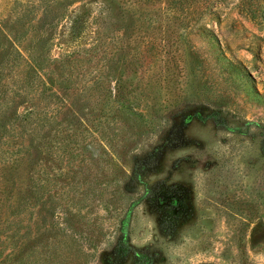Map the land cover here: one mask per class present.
<instances>
[{
	"label": "rangeland",
	"instance_id": "rangeland-1",
	"mask_svg": "<svg viewBox=\"0 0 264 264\" xmlns=\"http://www.w3.org/2000/svg\"><path fill=\"white\" fill-rule=\"evenodd\" d=\"M9 41L0 264H264V0H0Z\"/></svg>",
	"mask_w": 264,
	"mask_h": 264
},
{
	"label": "trees",
	"instance_id": "trees-1",
	"mask_svg": "<svg viewBox=\"0 0 264 264\" xmlns=\"http://www.w3.org/2000/svg\"><path fill=\"white\" fill-rule=\"evenodd\" d=\"M9 44H10V52H5L4 51L2 53V50L0 52V75H3L2 73H3V71L6 70V67H7V70H11V73H12L13 70L15 69V67L17 66V64L15 62L16 60L25 61L24 55H22L17 50L13 53V49H15V48H13L11 46V42ZM31 62H32V60H31ZM35 64H36V62H35ZM33 66H34V60H33ZM31 68H33V67H31V66L27 67V69H30V70H31ZM36 70L38 72L42 71L40 67H37ZM40 75H41V73H40ZM0 79H1V76H0ZM41 81H42V78H41ZM41 81H39V82H41ZM10 93H11V91H10ZM4 94L0 98V99H2V100H0V101H2V102H0V138L1 139L4 138V137H7L9 135V133L11 132L12 124L14 123V121H13V122H11L9 124V126L5 125L6 121L8 119V118H6L8 112L4 111V108L6 107L5 104H7L12 99H9V96L7 98H4ZM36 116H38V114L32 112L31 110L29 111V113L21 114L18 117L17 116L15 117V114H14V117L16 118V120H18L20 122H24V123H26L25 120H28V119L30 120V119H32L33 117H36ZM3 243H4V240L1 241V239H0V244L2 245Z\"/></svg>",
	"mask_w": 264,
	"mask_h": 264
}]
</instances>
